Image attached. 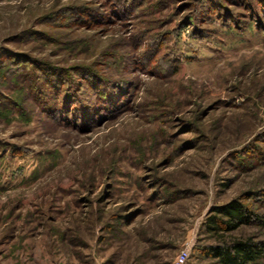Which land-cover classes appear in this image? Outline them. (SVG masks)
<instances>
[{
  "label": "rangeland",
  "instance_id": "rangeland-1",
  "mask_svg": "<svg viewBox=\"0 0 264 264\" xmlns=\"http://www.w3.org/2000/svg\"><path fill=\"white\" fill-rule=\"evenodd\" d=\"M236 201L264 215V0H0V264H220L264 246L207 226Z\"/></svg>",
  "mask_w": 264,
  "mask_h": 264
},
{
  "label": "trees",
  "instance_id": "trees-1",
  "mask_svg": "<svg viewBox=\"0 0 264 264\" xmlns=\"http://www.w3.org/2000/svg\"><path fill=\"white\" fill-rule=\"evenodd\" d=\"M216 211L220 214L219 217H211L207 224L215 232L236 230L243 225L264 224V215L250 211L238 201L222 206ZM208 252L218 259L220 264H251L263 257L264 246L251 240H237L209 247Z\"/></svg>",
  "mask_w": 264,
  "mask_h": 264
},
{
  "label": "built area",
  "instance_id": "built-area-1",
  "mask_svg": "<svg viewBox=\"0 0 264 264\" xmlns=\"http://www.w3.org/2000/svg\"><path fill=\"white\" fill-rule=\"evenodd\" d=\"M190 256V250L189 249H183L177 256V260L175 264H186Z\"/></svg>",
  "mask_w": 264,
  "mask_h": 264
}]
</instances>
